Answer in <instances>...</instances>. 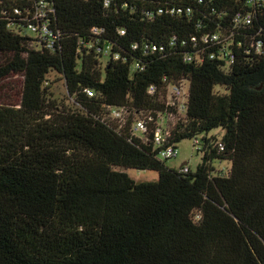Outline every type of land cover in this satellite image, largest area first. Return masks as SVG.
I'll list each match as a JSON object with an SVG mask.
<instances>
[{"label": "trees", "instance_id": "trees-1", "mask_svg": "<svg viewBox=\"0 0 264 264\" xmlns=\"http://www.w3.org/2000/svg\"><path fill=\"white\" fill-rule=\"evenodd\" d=\"M49 1L51 49L26 33L33 0H0V89L18 97L0 101V264H264V7L238 26L244 0ZM179 81L187 111L163 146L199 139L194 172L156 158L153 123L132 131Z\"/></svg>", "mask_w": 264, "mask_h": 264}, {"label": "built area", "instance_id": "built-area-1", "mask_svg": "<svg viewBox=\"0 0 264 264\" xmlns=\"http://www.w3.org/2000/svg\"><path fill=\"white\" fill-rule=\"evenodd\" d=\"M16 1V0H11ZM244 4L250 9L239 10L234 18L236 25H250L252 23L254 12L261 7H264V0H244ZM254 11V12H253ZM54 8L49 0H33V11H27L28 18L26 19V30L30 32L39 43L45 44L47 48H53L56 36L50 30V20L53 16ZM15 14L19 15V11L15 10ZM204 43L219 42L217 34H211L203 37ZM252 48L255 53L261 54L264 51V35L258 38ZM226 54V53H225ZM213 58V56H211ZM222 58V57H221ZM185 60H190L186 58ZM233 61V57L229 56V63ZM155 88L151 86L148 90L149 94H154ZM90 96L92 93L88 92ZM165 112L157 113L151 116L149 113L138 116L133 125L132 131L138 137H141L147 131V125H154V146L158 150L156 158L160 161L175 158L178 154L176 146L164 147L166 137L169 135V124L177 119H184L188 104V83L179 81L169 84L166 88L165 96ZM129 112L125 108H108L109 119L116 121L119 127H122ZM137 133H140L138 135ZM194 146L199 147V139H194Z\"/></svg>", "mask_w": 264, "mask_h": 264}, {"label": "rangeland", "instance_id": "rangeland-1", "mask_svg": "<svg viewBox=\"0 0 264 264\" xmlns=\"http://www.w3.org/2000/svg\"><path fill=\"white\" fill-rule=\"evenodd\" d=\"M29 36L33 35L30 32H26ZM48 79L52 82L50 86V92L52 93V99L57 104H63L66 107L73 108V103L67 96L65 84L63 80L55 73H50ZM16 81V78H14ZM219 89V87H217ZM15 91L8 90L5 86L0 89V101L2 103L17 102V95ZM222 133L220 129L214 130L213 133ZM140 135V133H137ZM196 146L191 139L183 140L177 145L178 154L175 158L168 159L165 161V166L169 169L179 170L182 166L187 164L190 171L194 172L201 162V154L197 152ZM216 167H219L218 163H214ZM226 166V163H221L220 167ZM114 170L126 173L131 179L136 182H152L158 179V173L155 171L148 170H136L131 168H114Z\"/></svg>", "mask_w": 264, "mask_h": 264}, {"label": "crops", "instance_id": "crops-1", "mask_svg": "<svg viewBox=\"0 0 264 264\" xmlns=\"http://www.w3.org/2000/svg\"><path fill=\"white\" fill-rule=\"evenodd\" d=\"M186 165V164H185Z\"/></svg>", "mask_w": 264, "mask_h": 264}]
</instances>
